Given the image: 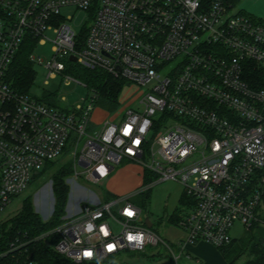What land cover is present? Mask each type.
Instances as JSON below:
<instances>
[{
    "label": "built area",
    "instance_id": "1",
    "mask_svg": "<svg viewBox=\"0 0 264 264\" xmlns=\"http://www.w3.org/2000/svg\"><path fill=\"white\" fill-rule=\"evenodd\" d=\"M238 4L0 0V264H41L38 243L75 264L166 244L132 200L137 193L79 206L58 226L36 235L14 233L5 225L6 208L69 143L76 177L83 167L99 182L126 160L154 179L140 192L166 180L182 185L177 225L185 237L177 243L178 253L166 244L174 264L188 245H229L237 223L249 228L258 221L264 195V87L251 77L255 67L264 69V20L237 11ZM64 7L86 10L90 23L76 33L72 16H60ZM28 37L37 45L52 42L53 57L45 64L35 50L30 55L50 78L63 75L67 83L87 86L68 72V61L76 63L141 87L138 106L93 129L95 89L71 108L21 92L7 74Z\"/></svg>",
    "mask_w": 264,
    "mask_h": 264
},
{
    "label": "rangeland",
    "instance_id": "2",
    "mask_svg": "<svg viewBox=\"0 0 264 264\" xmlns=\"http://www.w3.org/2000/svg\"><path fill=\"white\" fill-rule=\"evenodd\" d=\"M236 10L247 12L264 20V0H241ZM60 16L64 18L72 16L69 24L76 33H80L84 26L90 23L89 12L76 7L62 8ZM48 36L53 37V33L49 31ZM34 55L37 58H42L44 64L51 60L53 57L52 42L47 40L44 44L37 45ZM43 63H33L35 77L29 89L30 95L41 100L53 97L63 107L71 108L89 94V87L83 83L75 81L67 83L63 75L50 78L48 76L49 70L44 67ZM45 80H48V83H45ZM142 92L141 87L126 83L115 109L108 110L101 103H98L90 119L92 128L101 127L106 120L119 121L120 116L128 109H135L138 106ZM63 97L66 100L64 103L61 102ZM73 150L74 146L69 143L62 156L55 161L53 167L46 168L47 172L44 176L35 175L28 188L6 208L3 217L7 220L13 218L22 211L24 200L31 198L35 211L43 219H48L52 215L55 203V195L52 191V174L58 168L65 167L69 170L67 182L70 185L68 213H73L79 206L82 207L84 204L110 201L112 200L110 199L111 196L126 197L137 193L132 197V200L141 206L143 215L150 217L152 220V231L162 238L175 253H178L177 243L184 237L185 231L169 220L171 214L179 207V198L183 192V187L178 181L166 180L155 183L150 189L140 192L142 188L147 186L142 187L145 181H154V179L147 174H145L146 176L141 175L143 167L140 164L126 160L116 165L115 170L117 172L113 180V177H108L95 182L87 177L83 167H78L80 175L76 177ZM111 180L112 182L109 183ZM115 191H120V193L116 194ZM148 193L150 197H148ZM138 198L148 201L147 205L140 204ZM255 224H258L257 227H255ZM233 236L238 239L239 243H247L246 252L236 264H243L248 259L253 258L255 248L263 249L264 206L261 209L258 221L249 228L237 223L233 229ZM166 244L163 242L150 243L144 251L125 250L117 256L98 264H174L172 251ZM179 264H185L184 257L179 259Z\"/></svg>",
    "mask_w": 264,
    "mask_h": 264
},
{
    "label": "trees",
    "instance_id": "3",
    "mask_svg": "<svg viewBox=\"0 0 264 264\" xmlns=\"http://www.w3.org/2000/svg\"><path fill=\"white\" fill-rule=\"evenodd\" d=\"M234 3H239L241 0H230ZM87 29L84 30L85 36ZM37 45V39L28 37L22 44L19 52L17 53L14 61L12 62L7 78L13 85L21 92L29 93V89L33 83L35 74L33 70V62L30 59V55L33 53ZM68 72L77 77L82 82L86 83L89 88H93L99 92L98 103H101L104 108L113 110L118 106V99L122 92V89L126 82L124 80L115 79L101 71H94L86 69L76 63L68 61ZM251 79L256 78L258 84L264 87V69L255 67L253 70ZM46 103L53 106H60L59 103L53 97H48L43 100ZM55 162L48 163L45 170L39 173L42 177L46 174V168H52ZM69 170L65 167L58 168L55 173L52 174V190L55 195L54 211L52 216L48 220H44L42 216L34 209V204L31 198H27L24 201V206L21 212L15 215L13 218L6 221L5 225L9 226L12 232H28L32 235L39 234L43 231H47L58 226L62 223V218L67 215V205L69 201L70 185L67 182ZM150 175L149 173H146ZM38 175V174H37ZM146 176V175H145ZM151 177V176H150ZM152 180L148 181L151 182ZM145 181L144 184H148ZM148 197L150 194L148 193ZM116 196H111L110 199H114ZM140 204L147 205L148 201L143 198H138ZM184 198L181 197L179 203H183ZM140 206V205H139ZM264 206V195H263ZM141 207V206H140ZM262 207L259 208V214ZM179 216L177 209L171 214L169 220L177 225ZM256 225V226H255ZM254 226L257 227L258 224ZM55 240H53L54 242ZM247 243H239L238 239L234 237L229 245L220 247L224 257L230 264L237 262L246 252ZM37 257L41 264H75L69 259L58 255L51 247H46L44 243L36 244ZM253 258L248 259L244 264H264V248L254 249ZM102 262V261H100ZM97 263H83V264H98Z\"/></svg>",
    "mask_w": 264,
    "mask_h": 264
},
{
    "label": "crops",
    "instance_id": "4",
    "mask_svg": "<svg viewBox=\"0 0 264 264\" xmlns=\"http://www.w3.org/2000/svg\"><path fill=\"white\" fill-rule=\"evenodd\" d=\"M116 172L117 170H115L109 176L111 178L113 177L112 180L114 179V175H116ZM141 175H143V172L141 173ZM112 180L109 183H111ZM115 192H117L116 194L120 193V191ZM181 257L185 258V264H230L228 260L224 257L220 248L214 246L213 244L207 241H199L195 244L188 245ZM236 263L237 262H235L234 264Z\"/></svg>",
    "mask_w": 264,
    "mask_h": 264
},
{
    "label": "water",
    "instance_id": "5",
    "mask_svg": "<svg viewBox=\"0 0 264 264\" xmlns=\"http://www.w3.org/2000/svg\"><path fill=\"white\" fill-rule=\"evenodd\" d=\"M70 59L73 60V61L76 60V58H75L74 56H71ZM145 221H146V224L148 225V227H150V228L153 227V222H152V220L150 219V217L147 216L146 219H145Z\"/></svg>",
    "mask_w": 264,
    "mask_h": 264
},
{
    "label": "snow or ice",
    "instance_id": "6",
    "mask_svg": "<svg viewBox=\"0 0 264 264\" xmlns=\"http://www.w3.org/2000/svg\"><path fill=\"white\" fill-rule=\"evenodd\" d=\"M129 214H131V213H129ZM131 239V238H130Z\"/></svg>",
    "mask_w": 264,
    "mask_h": 264
}]
</instances>
